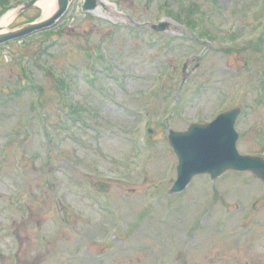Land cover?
Returning a JSON list of instances; mask_svg holds the SVG:
<instances>
[{"label":"rangeland","instance_id":"1","mask_svg":"<svg viewBox=\"0 0 264 264\" xmlns=\"http://www.w3.org/2000/svg\"><path fill=\"white\" fill-rule=\"evenodd\" d=\"M110 1L112 12L169 29H130L74 0L45 56L66 70V92L38 71V103L16 92L19 52L35 48L0 46V264H264V184L228 172L170 196L177 158L167 137L239 106V151L264 155V0ZM180 14L221 40L195 43L172 18ZM70 105L86 111L70 116ZM99 181L110 189L99 192Z\"/></svg>","mask_w":264,"mask_h":264},{"label":"water","instance_id":"2","mask_svg":"<svg viewBox=\"0 0 264 264\" xmlns=\"http://www.w3.org/2000/svg\"><path fill=\"white\" fill-rule=\"evenodd\" d=\"M72 0H58V9L47 20L19 26L11 31L0 33V44L23 38L37 31L52 27L67 11ZM37 0L23 4L20 12L35 7ZM96 0H86L83 10L93 9ZM148 25V24H146ZM156 31H166L167 22L150 25ZM1 30V28H0ZM187 67L185 64L184 69ZM240 109L221 114L210 124H193L187 131H170L169 141L178 156V179L170 194L183 191L196 175L209 174L217 179L228 170L251 171L254 176L264 181V160L260 157L240 155L237 150L238 134L234 125ZM101 190L107 187L99 184Z\"/></svg>","mask_w":264,"mask_h":264},{"label":"bare ground","instance_id":"3","mask_svg":"<svg viewBox=\"0 0 264 264\" xmlns=\"http://www.w3.org/2000/svg\"><path fill=\"white\" fill-rule=\"evenodd\" d=\"M104 3L107 4L106 1H103ZM38 6L41 8L43 12V17H49L54 10L57 7V1L56 0H40L38 2ZM17 15V11H10L5 17H3L0 20V27L3 29H6L7 26L14 20V18Z\"/></svg>","mask_w":264,"mask_h":264},{"label":"trees","instance_id":"4","mask_svg":"<svg viewBox=\"0 0 264 264\" xmlns=\"http://www.w3.org/2000/svg\"><path fill=\"white\" fill-rule=\"evenodd\" d=\"M0 2H1V5L3 6L5 4H8L9 1L8 0H0ZM179 20L185 22L188 26L192 27L193 29H198V28L203 27V25H201L196 20V18H194L193 16H184V17L181 16V18H179ZM204 32L209 36H216L218 38L220 37L219 34H216L212 31L207 30V29L204 30ZM49 34H51V33L45 34V37L39 41V46L43 45L44 43H46L50 39ZM48 48H52V45H48Z\"/></svg>","mask_w":264,"mask_h":264}]
</instances>
